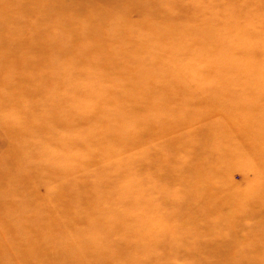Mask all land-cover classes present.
I'll use <instances>...</instances> for the list:
<instances>
[{"label":"rangeland","instance_id":"obj_1","mask_svg":"<svg viewBox=\"0 0 264 264\" xmlns=\"http://www.w3.org/2000/svg\"><path fill=\"white\" fill-rule=\"evenodd\" d=\"M206 1L0 0V264H264V15Z\"/></svg>","mask_w":264,"mask_h":264},{"label":"bare ground","instance_id":"obj_2","mask_svg":"<svg viewBox=\"0 0 264 264\" xmlns=\"http://www.w3.org/2000/svg\"><path fill=\"white\" fill-rule=\"evenodd\" d=\"M206 2L195 5L197 8L199 7L201 9H203L202 11L209 10L211 13L210 15L208 14V17H206L204 15L203 18L201 19V21L203 22L202 24L205 26L203 31H202L203 32L202 36L200 35L201 37H204V36L207 37V35H210V33L207 34V31L209 30L207 20H213L214 19L215 21H224L225 24H227V26H229L228 29L237 30L236 27H238V26H236V22L244 16L242 13L247 15V14H250L251 12H255L259 16L264 15L263 14L264 12L259 8L260 3L261 4L263 3L262 0L261 1L260 0H233V1H230V0H209ZM190 7H191L190 2L189 3H186V2L185 3L184 2L178 3V5L176 6V10H175L176 16H175L174 20L175 21L176 20L185 21L186 18L193 17V13L188 12V8H190ZM261 7L262 8L264 7V3ZM150 8H151V6H150ZM225 16H229V17H225ZM225 18L226 19L229 18V19L225 20ZM177 27H179V28H177V30L178 29H181L182 31L184 30L183 29L184 26L177 25ZM241 28L242 29L240 31L244 34V36L246 38H251V36L258 37L257 34L250 35V32H251L250 27L243 26ZM173 29H175V28H173ZM162 30H164V28ZM165 30H167L169 33L173 32L172 28L170 26H166ZM189 30H190V28L185 29L186 32L190 33ZM213 30L214 29L212 28V31ZM174 33H176V32L174 31L173 34ZM209 93L213 94L212 92H209ZM209 93L207 92V94H209ZM195 94H200V93L197 92ZM214 94H216V93H214ZM227 94H229V93H227ZM144 99H142V101H144ZM121 100H123V98ZM260 106H261V104L256 105V108L255 107L253 108V110H254L253 115L264 113V106L263 107L262 106L260 107ZM133 112L134 113L137 112L136 115H140L139 114L140 111L134 110ZM141 112H143V111H141ZM252 119L249 118L247 120L248 121L247 124H249V125H250V123L252 124ZM249 121H250V123H249ZM251 127L255 128L254 125H252ZM260 135H262V133H260ZM263 143H264V139H260V144H263ZM175 147H176V145H175Z\"/></svg>","mask_w":264,"mask_h":264}]
</instances>
